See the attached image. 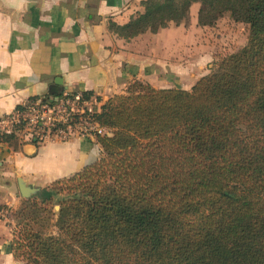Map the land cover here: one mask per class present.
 Here are the masks:
<instances>
[{
  "label": "trees",
  "instance_id": "16d2710c",
  "mask_svg": "<svg viewBox=\"0 0 264 264\" xmlns=\"http://www.w3.org/2000/svg\"><path fill=\"white\" fill-rule=\"evenodd\" d=\"M193 3L199 26L224 14L245 24V44L190 89L133 80L108 98L94 114L107 130L95 136L97 160L40 189L38 200L24 199L18 210L59 197L56 234L22 226L12 233L14 260L264 264V0H143L142 13L109 28L125 40L155 33L187 22ZM36 100L52 98L27 101ZM2 140L16 147L13 133Z\"/></svg>",
  "mask_w": 264,
  "mask_h": 264
},
{
  "label": "crops",
  "instance_id": "0c3cea01",
  "mask_svg": "<svg viewBox=\"0 0 264 264\" xmlns=\"http://www.w3.org/2000/svg\"><path fill=\"white\" fill-rule=\"evenodd\" d=\"M142 1L0 0V116L33 96L55 99L86 91L102 105L123 94L133 80L154 88L190 89L206 75L200 73L202 66L220 53L208 51L209 37L219 34L229 53L246 42L247 26L228 14L212 26H199L198 3L190 6L187 22L169 23L155 33L125 40L110 30V23L123 25L142 13ZM15 136L16 147L8 142L0 147V205L12 215L25 199L18 179L40 190L79 172L100 154L93 136L71 134L38 144ZM4 222L0 264H16Z\"/></svg>",
  "mask_w": 264,
  "mask_h": 264
},
{
  "label": "built area",
  "instance_id": "2783aa9c",
  "mask_svg": "<svg viewBox=\"0 0 264 264\" xmlns=\"http://www.w3.org/2000/svg\"><path fill=\"white\" fill-rule=\"evenodd\" d=\"M89 100L83 99L79 94H62L50 103L36 100L22 104V110L0 116V147L5 143L2 140L3 134L23 135L33 143L38 144L52 138H65L68 135L76 134L82 137H91L107 134L106 129L96 121L90 132L79 134L72 131V121L75 117H81L83 105ZM24 136V137H25ZM12 216V211L0 205V220L7 222Z\"/></svg>",
  "mask_w": 264,
  "mask_h": 264
},
{
  "label": "rangeland",
  "instance_id": "374dc122",
  "mask_svg": "<svg viewBox=\"0 0 264 264\" xmlns=\"http://www.w3.org/2000/svg\"><path fill=\"white\" fill-rule=\"evenodd\" d=\"M213 33V32H212ZM224 39L222 40L219 34H216V36H211L208 38L206 46L209 47L208 51L212 52L211 50L218 52L220 51V53H215V59L213 58V60H211L209 62L208 65H206L205 67L202 66V70L200 71V73H202L203 71L207 73H209L210 69H212L213 64L215 62H218L219 58L229 54V52L231 50L228 49V46L225 45L224 43ZM236 51V50H235ZM180 60V58H178ZM139 81V80H138ZM132 84L129 83L130 86ZM100 104H97L96 102H94V99L91 98L89 99V102L86 105H83V109H81L80 106L79 107V111L82 113L81 117H75L72 121V131H76L79 134H85L86 132H90L92 130V128L94 127V114L100 111ZM107 132V130H106ZM26 134H24L25 136ZM22 135V137H24ZM95 137V136H93ZM100 155V154H99ZM99 157V156H98ZM33 200H38L36 198L31 199L30 201L32 202ZM59 201V197H53L50 201L41 204L39 201V204L37 206H40V208H30L28 206H26L27 208L24 209V213L22 214H18V210L20 208V206L17 208V210H15L13 212L16 213L17 212V216L15 217L14 215H12V217L7 221L4 222L5 226L8 227L10 229V233H11V239L10 241H12L13 232H16L22 227L25 226L26 224L31 227L33 230L35 231H39L44 235H54L57 232L56 226H55V222H56V217H57V206H59L58 204ZM43 208V209H42ZM32 211V216H30L31 219H26L29 217V215H31ZM20 213V212H19ZM17 222H19L20 224L17 225ZM14 263H18V264H25L23 261L20 260H14Z\"/></svg>",
  "mask_w": 264,
  "mask_h": 264
},
{
  "label": "water",
  "instance_id": "95a60500",
  "mask_svg": "<svg viewBox=\"0 0 264 264\" xmlns=\"http://www.w3.org/2000/svg\"><path fill=\"white\" fill-rule=\"evenodd\" d=\"M18 188H19V192L21 194V196L23 198H29L31 197L32 195H36L37 192L39 191L38 188H31L29 186H27L23 180L21 179H18ZM57 214H58V211H59V206H57ZM18 264V263H16Z\"/></svg>",
  "mask_w": 264,
  "mask_h": 264
}]
</instances>
